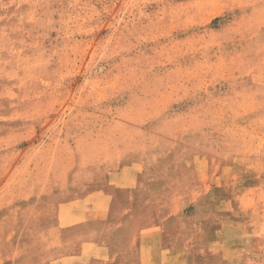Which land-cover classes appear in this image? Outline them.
Returning <instances> with one entry per match:
<instances>
[{"label":"rangeland","instance_id":"obj_1","mask_svg":"<svg viewBox=\"0 0 264 264\" xmlns=\"http://www.w3.org/2000/svg\"><path fill=\"white\" fill-rule=\"evenodd\" d=\"M141 128L206 148L236 177L228 245L191 257L264 264V0H0L6 194L29 192L30 160L53 171L78 141L128 143Z\"/></svg>","mask_w":264,"mask_h":264},{"label":"crops","instance_id":"obj_2","mask_svg":"<svg viewBox=\"0 0 264 264\" xmlns=\"http://www.w3.org/2000/svg\"><path fill=\"white\" fill-rule=\"evenodd\" d=\"M140 130L147 137L128 143L78 141L73 162L62 152L53 171L45 161L38 172L30 160L29 192L12 196L0 148V264L211 263L207 255L192 258V250L199 245L212 255V247L228 245L234 221L226 208L237 198L229 161L176 134ZM213 231L215 237L197 238Z\"/></svg>","mask_w":264,"mask_h":264}]
</instances>
